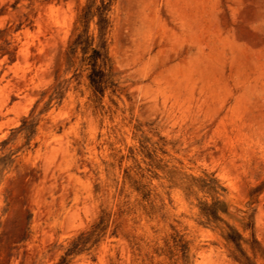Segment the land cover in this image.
<instances>
[{"label": "rangeland", "instance_id": "rangeland-1", "mask_svg": "<svg viewBox=\"0 0 264 264\" xmlns=\"http://www.w3.org/2000/svg\"><path fill=\"white\" fill-rule=\"evenodd\" d=\"M0 264H264V0H0Z\"/></svg>", "mask_w": 264, "mask_h": 264}]
</instances>
